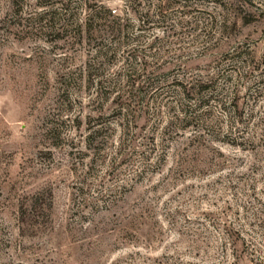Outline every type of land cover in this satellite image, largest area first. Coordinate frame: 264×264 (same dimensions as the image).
Returning <instances> with one entry per match:
<instances>
[{
	"label": "rangeland",
	"instance_id": "obj_1",
	"mask_svg": "<svg viewBox=\"0 0 264 264\" xmlns=\"http://www.w3.org/2000/svg\"><path fill=\"white\" fill-rule=\"evenodd\" d=\"M0 264H264V0H0Z\"/></svg>",
	"mask_w": 264,
	"mask_h": 264
},
{
	"label": "trees",
	"instance_id": "obj_2",
	"mask_svg": "<svg viewBox=\"0 0 264 264\" xmlns=\"http://www.w3.org/2000/svg\"><path fill=\"white\" fill-rule=\"evenodd\" d=\"M118 28H119V29H117V31L120 32V26H119V25H118Z\"/></svg>",
	"mask_w": 264,
	"mask_h": 264
}]
</instances>
